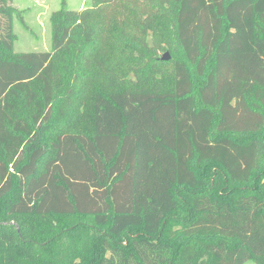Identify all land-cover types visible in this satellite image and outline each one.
<instances>
[{"label": "trees", "instance_id": "trees-1", "mask_svg": "<svg viewBox=\"0 0 264 264\" xmlns=\"http://www.w3.org/2000/svg\"><path fill=\"white\" fill-rule=\"evenodd\" d=\"M138 1L120 26L93 15L113 0L59 10L50 50L13 52L0 0V225L78 218L41 246L22 239L25 264H59L65 250L68 264L264 259V0ZM161 13L175 57L166 88L140 82L164 74L147 57ZM81 101L89 132L57 133L41 165L43 131Z\"/></svg>", "mask_w": 264, "mask_h": 264}, {"label": "rangeland", "instance_id": "rangeland-1", "mask_svg": "<svg viewBox=\"0 0 264 264\" xmlns=\"http://www.w3.org/2000/svg\"><path fill=\"white\" fill-rule=\"evenodd\" d=\"M97 0H7V5L12 9L13 14V52H23V51H47L51 47V17L55 12L59 10H86L93 8ZM133 2H137L140 5L141 1L138 0H113V3L97 5L94 9L96 10V15L99 20L104 22L108 27L110 22L115 20L119 26L123 23L124 19L131 20L139 13L137 7L132 5ZM99 13V14H98ZM98 14V15H97ZM156 17V29L154 33L150 34V39L155 42V44H160V48L156 50L149 48L147 57L152 56L158 58L164 74L157 75L152 78L140 79L142 83H148L156 85L158 87L166 88L172 84L173 78L170 73H172V63L175 59L172 49H168L167 42H169L170 25L167 24L166 13H161L155 15ZM5 17H0V25L5 23ZM108 29V28H107ZM106 33H109L107 30ZM165 43H167L165 45ZM167 54L169 59L162 60V56ZM149 59V58H147ZM161 60V61H160ZM152 78V79H151ZM18 110L16 112L19 116H25L26 118L32 113L30 108L25 107L22 104L17 105ZM87 106L83 105V101L78 104V111L76 114H67L63 116H55L54 121L46 128L40 139V144L45 146L47 149V155H44L40 160V164L47 159L52 152L51 142L54 136L60 132H78L84 131L89 132L90 128L87 126L88 112ZM87 112V113H86ZM204 175L207 176L209 180L210 171L205 170ZM217 184V182H216ZM249 186H252L250 184ZM214 190H218L219 186L214 187ZM226 192L228 189L224 187L222 189ZM238 192H233L236 195ZM182 213V205L179 204L178 208L173 212L174 215ZM2 219V216H0ZM7 221L13 223V228H7L5 225H0V263L2 264H25L26 259L19 256L22 245V239L25 240H36L41 246L45 243L46 239L50 237H55L59 231L62 229L74 225L78 218L73 216H46V217H36V216H25L16 217L9 215L5 217ZM174 223V221H172ZM15 224V225H14ZM18 231L19 235H17ZM137 231H129L130 234H135ZM179 244L188 243L185 240L178 242ZM53 245H63L62 241H55ZM29 249V247H26ZM41 250V249H38ZM22 253V252H21ZM23 254V253H22ZM59 264H68L72 258L69 252L62 251L60 255ZM77 264V263H73ZM244 264H264V259L260 260H248Z\"/></svg>", "mask_w": 264, "mask_h": 264}, {"label": "water", "instance_id": "water-1", "mask_svg": "<svg viewBox=\"0 0 264 264\" xmlns=\"http://www.w3.org/2000/svg\"><path fill=\"white\" fill-rule=\"evenodd\" d=\"M162 60H167V59H169V57H168V55L165 53L163 56H162V58H161ZM11 223V222H10Z\"/></svg>", "mask_w": 264, "mask_h": 264}]
</instances>
